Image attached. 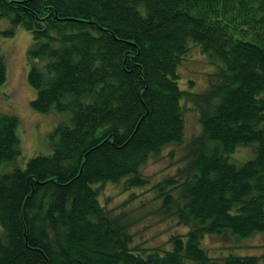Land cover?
I'll return each mask as SVG.
<instances>
[{
  "label": "trees",
  "instance_id": "obj_1",
  "mask_svg": "<svg viewBox=\"0 0 264 264\" xmlns=\"http://www.w3.org/2000/svg\"><path fill=\"white\" fill-rule=\"evenodd\" d=\"M0 19L10 23L6 34L23 25L37 41L31 105L70 111L50 154L0 170V264L264 260L203 245L224 229L264 231V0H0ZM192 46L216 66L198 91L180 86ZM183 100L199 114L188 139ZM18 122L0 114V166L21 152ZM249 142L255 155L238 167L230 155ZM173 144L182 148L176 170L153 189L160 213L189 229L170 232L165 246L136 243L128 200L110 206L102 186L148 185L144 167Z\"/></svg>",
  "mask_w": 264,
  "mask_h": 264
},
{
  "label": "rangeland",
  "instance_id": "obj_2",
  "mask_svg": "<svg viewBox=\"0 0 264 264\" xmlns=\"http://www.w3.org/2000/svg\"><path fill=\"white\" fill-rule=\"evenodd\" d=\"M10 28L8 19H0V48L5 56L7 66V80L0 84V114H16L19 118L17 135L20 153L13 159L5 160L0 166L1 171H8L19 166L25 168L28 160L38 154H50L53 144L59 139L58 135L52 137L55 126L60 121H67L70 111L42 112L31 105L36 95L35 88L30 84L28 73L37 61L30 54V49L36 47L37 41L23 25H18L14 34H6ZM220 62V61H219ZM208 54L201 51L198 46H192L186 58L179 67L180 86L191 91H198L207 85V74L215 70ZM189 106L186 112V138L199 133V114L194 103L183 100ZM255 142L239 143L236 150L230 155V160L240 167L255 155ZM173 150V154L171 151ZM180 145H169L159 156L152 158L144 167V173L150 176L151 182L142 187L130 190L121 189V184L107 182L102 186L100 199L108 198L110 206L127 201L126 209L131 213L133 232L136 243L150 247L165 246L170 232H186L188 225H178L160 213V199L153 189L154 183L165 175L174 173L177 167L176 157L181 155ZM192 226L197 224L193 220ZM1 230V223H0ZM209 252L213 255L225 252L236 254L264 255V231H256L249 236H241L230 229L221 232L207 233L203 239ZM260 264H264L261 260Z\"/></svg>",
  "mask_w": 264,
  "mask_h": 264
}]
</instances>
